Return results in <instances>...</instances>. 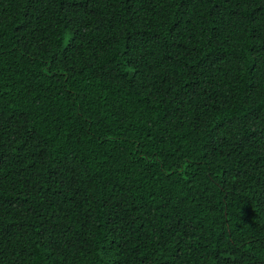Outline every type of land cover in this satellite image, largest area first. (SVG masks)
Listing matches in <instances>:
<instances>
[{
  "label": "trees",
  "instance_id": "1",
  "mask_svg": "<svg viewBox=\"0 0 264 264\" xmlns=\"http://www.w3.org/2000/svg\"><path fill=\"white\" fill-rule=\"evenodd\" d=\"M0 264H264V0H0Z\"/></svg>",
  "mask_w": 264,
  "mask_h": 264
}]
</instances>
